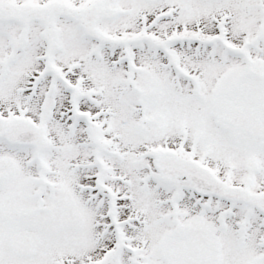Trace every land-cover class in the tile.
<instances>
[{
	"label": "snow or ice",
	"instance_id": "snow-or-ice-1",
	"mask_svg": "<svg viewBox=\"0 0 264 264\" xmlns=\"http://www.w3.org/2000/svg\"><path fill=\"white\" fill-rule=\"evenodd\" d=\"M0 264H264V0H0Z\"/></svg>",
	"mask_w": 264,
	"mask_h": 264
}]
</instances>
